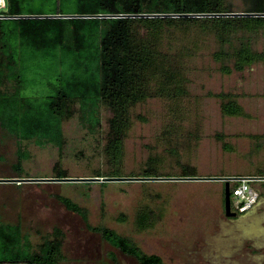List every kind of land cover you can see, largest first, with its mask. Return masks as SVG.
<instances>
[{
    "label": "trees",
    "instance_id": "16d2710c",
    "mask_svg": "<svg viewBox=\"0 0 264 264\" xmlns=\"http://www.w3.org/2000/svg\"><path fill=\"white\" fill-rule=\"evenodd\" d=\"M245 2L243 10L234 11L229 0H7L3 14L9 19L0 20V128L18 145L16 177H29L23 167L29 158L24 143L62 148L65 122L78 114L94 134L103 109L111 113L106 155L114 170L94 176H122L133 108L150 98L179 100L188 94L186 63L195 50L167 47L168 30L197 26L202 33L212 32L216 49L211 57L224 75L264 62V52L254 48L256 36L264 32V17L212 16L264 14V0ZM21 16L52 18L17 19ZM213 96L221 100L225 116L246 115L236 96ZM152 165L150 161L142 177L160 176ZM183 176L194 174L185 171ZM56 177L68 176L58 172ZM65 204L89 231L137 264H166L132 238L91 225L77 204ZM137 224L142 230L150 227V215H140ZM64 240L65 233L56 228L33 244L21 225L0 223V264H61ZM109 258L117 262L114 252Z\"/></svg>",
    "mask_w": 264,
    "mask_h": 264
},
{
    "label": "rangeland",
    "instance_id": "374dc122",
    "mask_svg": "<svg viewBox=\"0 0 264 264\" xmlns=\"http://www.w3.org/2000/svg\"><path fill=\"white\" fill-rule=\"evenodd\" d=\"M229 1L234 11L247 6L245 0ZM168 31L167 47L195 50L186 63L188 94L179 100L150 98L133 108L120 177H142L150 161L160 175L155 177H182L187 171L201 178H233L259 171L258 152L245 139L246 121L225 116L221 100L213 95L230 93L239 103L248 92V103L253 102L250 116L257 117L255 93L264 85V65L224 75L211 57L216 49L212 32L202 33L197 26ZM254 48L264 52V32L256 36ZM110 117L103 109L101 126L92 134L75 114L63 125L62 148L24 143L29 158L23 167L29 177L22 179L32 181L0 182V223L21 225L33 244L61 229L65 233L61 264H137L89 231L85 220L68 209L69 200L81 207L91 225L132 238L166 264H193L194 242L217 232L219 219L226 218L223 182L81 181L114 170L106 155ZM17 150L16 140L0 128V180L21 179L13 168ZM58 172L76 180L55 181L62 179L56 177ZM143 213L152 222L145 230L137 224ZM122 216L125 222L120 221ZM111 252L117 262L109 258Z\"/></svg>",
    "mask_w": 264,
    "mask_h": 264
},
{
    "label": "crops",
    "instance_id": "0c3cea01",
    "mask_svg": "<svg viewBox=\"0 0 264 264\" xmlns=\"http://www.w3.org/2000/svg\"><path fill=\"white\" fill-rule=\"evenodd\" d=\"M258 64L264 65V62ZM253 66L243 72H248ZM255 94L257 117L250 116L253 102L248 103V92L240 96L239 104L246 114L241 116L247 123L245 139L250 142V147L256 148L255 164L260 169L243 177L261 179L251 183L259 194L258 201L246 213H237L236 218L219 219L217 232L200 236L201 239L194 242L193 264H264V85L258 86Z\"/></svg>",
    "mask_w": 264,
    "mask_h": 264
},
{
    "label": "water",
    "instance_id": "95a60500",
    "mask_svg": "<svg viewBox=\"0 0 264 264\" xmlns=\"http://www.w3.org/2000/svg\"><path fill=\"white\" fill-rule=\"evenodd\" d=\"M164 17H195V15H163ZM212 16H227V17H264V14H246V13H230V14H221V15H212ZM19 18H52L51 16H21ZM242 177H233V178H220V177H210V178H201L196 176H182V177H94V178H87V179H80L81 181H97V182H146V181H165V182H202V181H218L224 183V210L225 215L228 218H236L238 214L232 211V197H231V190H232V182L236 180H240ZM264 179V178H263ZM76 179L72 178H62L55 181H75ZM5 182H15V181H32L27 179H5L0 180Z\"/></svg>",
    "mask_w": 264,
    "mask_h": 264
},
{
    "label": "built area",
    "instance_id": "2783aa9c",
    "mask_svg": "<svg viewBox=\"0 0 264 264\" xmlns=\"http://www.w3.org/2000/svg\"><path fill=\"white\" fill-rule=\"evenodd\" d=\"M7 9V0H0V20L9 19L3 12ZM257 177H242L240 180L233 181L238 183L232 186V209L238 214H244L249 211L258 201L259 194L251 186V183L260 181Z\"/></svg>",
    "mask_w": 264,
    "mask_h": 264
}]
</instances>
